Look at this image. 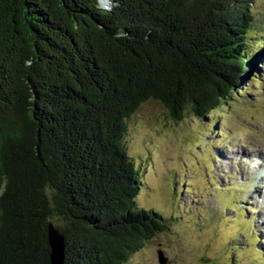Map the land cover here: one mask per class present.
I'll use <instances>...</instances> for the list:
<instances>
[{
  "label": "trees",
  "instance_id": "1",
  "mask_svg": "<svg viewBox=\"0 0 264 264\" xmlns=\"http://www.w3.org/2000/svg\"><path fill=\"white\" fill-rule=\"evenodd\" d=\"M109 1L0 0V264H51L49 223L63 264H123L172 225L138 206L127 119L203 122L264 82L253 0Z\"/></svg>",
  "mask_w": 264,
  "mask_h": 264
},
{
  "label": "rangeland",
  "instance_id": "2",
  "mask_svg": "<svg viewBox=\"0 0 264 264\" xmlns=\"http://www.w3.org/2000/svg\"><path fill=\"white\" fill-rule=\"evenodd\" d=\"M253 1L252 34L264 42V0ZM123 145L140 171L138 206L172 224L123 264H159L158 250L166 264H264V163L251 167L264 161V82L203 122L189 111L175 121L147 101L127 119Z\"/></svg>",
  "mask_w": 264,
  "mask_h": 264
},
{
  "label": "water",
  "instance_id": "3",
  "mask_svg": "<svg viewBox=\"0 0 264 264\" xmlns=\"http://www.w3.org/2000/svg\"><path fill=\"white\" fill-rule=\"evenodd\" d=\"M46 237L50 248V253H49L50 263L63 264L64 251H65L63 236L51 223H49ZM163 254L164 252L162 250H158L159 264H166L167 258Z\"/></svg>",
  "mask_w": 264,
  "mask_h": 264
},
{
  "label": "clouds",
  "instance_id": "4",
  "mask_svg": "<svg viewBox=\"0 0 264 264\" xmlns=\"http://www.w3.org/2000/svg\"><path fill=\"white\" fill-rule=\"evenodd\" d=\"M260 163H264V161H261L259 159H255L251 162V167L254 169L256 168L257 165H259Z\"/></svg>",
  "mask_w": 264,
  "mask_h": 264
},
{
  "label": "bare ground",
  "instance_id": "5",
  "mask_svg": "<svg viewBox=\"0 0 264 264\" xmlns=\"http://www.w3.org/2000/svg\"><path fill=\"white\" fill-rule=\"evenodd\" d=\"M100 1V4L102 5V4H104V2L106 1V0H99ZM262 180H264V175H262V177H261V182H263L264 183V181H262ZM258 190V189H257Z\"/></svg>",
  "mask_w": 264,
  "mask_h": 264
}]
</instances>
